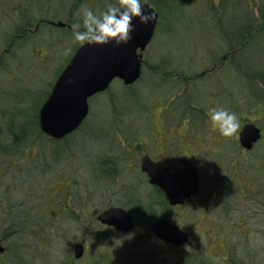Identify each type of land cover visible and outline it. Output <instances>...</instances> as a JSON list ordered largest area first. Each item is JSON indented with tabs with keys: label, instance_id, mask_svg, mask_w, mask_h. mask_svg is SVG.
<instances>
[{
	"label": "rangeland",
	"instance_id": "rangeland-1",
	"mask_svg": "<svg viewBox=\"0 0 264 264\" xmlns=\"http://www.w3.org/2000/svg\"><path fill=\"white\" fill-rule=\"evenodd\" d=\"M158 1L160 5L165 4L166 8H163V11L159 10L156 34L143 54L146 61L143 70L146 71L133 92H123V83L114 82L109 93L98 94L89 101L91 113L83 127L75 131L73 133L75 135L72 134L71 139L59 143L44 139L34 149L35 153L28 152L27 156H30L32 160L28 158L27 164L23 167L17 165L16 168L14 165L10 170L0 174V176L5 175V179L0 181V195L3 196L6 193L9 195L10 193L12 205L25 202L32 207L33 217L24 220V226L30 233L20 237L8 236L5 241L6 245L18 244L22 249L25 247L21 252L24 259L18 255L15 258L16 261H21L23 264H69L67 263L69 253L66 249L67 246L63 247V242L60 243L58 238L52 242H46V236L53 229V221L57 214V212L55 216L52 214L54 210L52 205L58 206L60 195L65 194L67 190L72 192L81 190L82 201L86 200V193L89 190L92 191V196L88 197L92 201V207L83 206L84 215L88 216L89 220L75 224L77 230H88V236L90 235L92 247L82 262L84 264H106L109 260L114 261L115 264L124 261H129L132 264H157L158 253L162 254L159 264H178V261L181 262L183 257L189 253L195 252L206 256L207 246L211 242L220 244L216 240L221 238L223 233H218V236L213 238L211 236H195L193 242L185 249L169 252L166 248L153 246L152 240L144 236L138 237V234L119 235L108 232L104 234L99 231L102 226L93 220V215H95L93 212L101 209L105 203L104 199L100 197L104 194L105 198L112 185L109 182L105 186L102 185L100 189L103 192L94 188L97 181L93 182L95 178L93 181L91 180L89 169L91 157L94 154L91 152L89 155L88 151L98 149L99 142L109 144L110 127L107 128V121L119 116L129 117V114L124 115V112L132 111L134 108L139 110L143 106L141 104L147 102L151 108L148 116L145 117L148 128L151 123L160 120L156 116L157 108L160 109V112L166 113L175 107L180 110L186 109V102H192L194 110L186 109V114L193 118L206 116L205 122L209 121L208 109L214 106L226 107L230 111H234L239 118L237 132L231 137L223 136L226 141L222 147L223 151L218 150L215 144L204 149L205 154L208 155L211 151H215L211 158L206 156L207 159L204 161V178L202 180V182L204 181V191L209 190L210 187L218 191L223 186L228 192L220 194V197H230V201L226 203L210 201L207 205V212L199 214L198 211L195 215L199 220L201 215L208 219L220 218V221H216L217 228H230L231 218L235 223L233 226L235 229L237 226L243 228L246 224L249 228L245 235L225 237V247L229 246L232 257L238 255L234 264L251 263L249 257H253L255 264H264V231L260 232L258 228L264 222L260 217L250 218L252 221L244 219L243 224L239 221L241 214L237 213L238 206L234 201L240 186L235 183V174L230 168V166H235L237 172H243L238 177L242 183H248L246 177H249L255 186L261 189L264 187V95H261L264 85L255 77L256 70L264 69V30L254 36L244 49L240 46L234 47L230 43H235L236 39L239 40L240 37L242 39L243 36H247L248 30L252 26L249 20L241 17L242 12L246 10L244 4L234 8L230 7L229 12H219L217 15L215 14L216 10H213L212 3L219 0ZM161 1L165 3H161ZM36 2L41 4L36 5ZM112 2L113 0H0L1 123L11 125L20 120L19 118H10L11 113L17 111V107L13 108L9 103L11 99L17 102L21 96L24 102L29 105L30 116L35 115L37 108L40 105L42 107L43 101L49 95L55 80L75 48L80 46L73 37L67 38L68 34L61 30L62 28L49 23H39L40 30L34 32L28 41L18 46H12L13 42L7 45L13 33V27L25 22L23 13L28 12L34 19L46 18L53 21H71L72 23V20L76 22L82 18L83 8L90 7L99 14ZM251 2L252 0H249L250 9L257 10L259 7L264 9L262 0H256L255 5L252 6ZM255 15L257 14L255 13ZM250 32L257 33L258 30L254 29ZM227 37L228 39L233 38V42L228 41ZM232 48L233 50H231ZM249 64L257 65L252 72L243 68ZM154 89L153 97L161 89L163 93L167 90L170 97L176 94L183 97H174L164 101L162 99L148 100V96ZM2 108L5 109L4 116L1 115ZM137 115V113L133 114V116ZM183 118L180 117L179 122H184ZM245 122H253L262 130V139L250 152H244L235 141V137ZM133 126L138 128L137 125ZM180 132V129H177L171 132L168 138L174 140L175 136L180 135ZM14 133L17 136L16 130ZM211 138L212 135H209L208 140L210 141ZM134 149L139 150L136 147ZM54 157H62V159L57 161ZM212 163H214L216 174L220 173V178L215 185L208 182V172ZM47 165L53 166L51 171L43 172V168ZM75 167H81L82 179L78 180L81 187L74 184L70 188H65L67 184L64 182V177L60 178V176ZM130 177L136 178L132 173H130ZM76 178L79 179V177ZM6 179H10L8 181L11 182L5 183ZM142 190L144 192L145 189L141 188ZM228 203L229 209L225 212ZM48 207L51 211L48 213L51 216L44 213ZM193 207L196 208V204ZM147 208L148 206L142 207L141 204L130 208L132 210L128 208L136 221L137 231L149 229L151 220L147 219L150 216L141 217ZM21 210L24 213L27 211L26 204ZM15 211L19 212V209ZM168 217L174 222L183 223L195 235L200 234V229L210 228L205 221L200 222L196 217L188 219L189 222H187L188 220H185L176 211L171 212ZM245 217L247 216L245 215ZM3 235L6 236L5 233ZM35 235H41L42 238ZM102 241L105 244L101 243ZM7 256L10 255L0 258V264H15V260H10ZM222 261L216 258L210 259V263L214 262V264H223ZM226 264H228L227 261Z\"/></svg>",
	"mask_w": 264,
	"mask_h": 264
},
{
	"label": "flooded vegetation",
	"instance_id": "flooded-vegetation-1",
	"mask_svg": "<svg viewBox=\"0 0 264 264\" xmlns=\"http://www.w3.org/2000/svg\"><path fill=\"white\" fill-rule=\"evenodd\" d=\"M144 65H146V61L143 55L141 76L133 85H125L123 80L117 78L112 81L106 91H103L100 94L109 93L116 81L123 83V92H133L136 84H138L144 76L143 73L146 71L143 70L145 68ZM161 90L155 97H153V93L155 91L154 89L150 96H148V100L156 101L158 99H162V101H164L174 97H183L179 94L170 97L167 90H165L164 93L161 92ZM98 94L94 96H97ZM191 104L192 102H186V109L194 110ZM141 105L143 106L139 110H135L134 108L132 111L130 110L129 112H124V115L129 114V117L125 118L119 116L115 117L111 121L108 120L107 128L110 127L108 135L109 144H101L99 142L98 149H91L92 151H88L89 155L91 152L94 154V156L91 157L93 160L91 159L89 167L91 171V180L93 181L95 178L93 182L95 183L97 181V185L94 188H96L97 191L103 192L100 189L102 185L105 186L108 182L112 185L108 189L111 190L107 196L104 198V194H102L100 197L103 198L105 202L103 207L101 206V209L93 212L95 213V215H93V220L102 226V229L99 231L104 234L106 232L119 235H127L131 233L136 235L138 234V237L144 236L152 240L154 243L153 246L155 245L158 248H166L169 252H172V250L185 249L193 242V238L195 236H211L213 238L217 237L218 233H223L221 238L216 240L219 241L220 244L217 242H211L207 246V251L210 256L208 253L206 256L195 252L189 253L183 257L181 262L178 261V264H214V262L210 263V259L213 258L221 261L223 260V264H226V261L228 264H234L238 255L236 254L234 257L231 256L229 246H226V248L224 244L226 241L225 237L238 234L243 236L249 227L245 224L243 228H240L239 226H237L236 229L233 228L235 223L230 216V228H217L218 224L216 221H220V218H214V220L205 218L204 215H201L199 220L197 215H195L198 211L200 212L199 214L207 212V205L210 201H214L216 203H226L230 201V197H220V194H226L228 192L223 186H221L218 191L213 189V187L204 191V181L202 182L204 178L203 170L205 168L204 161L207 159L206 156L211 158L213 154H215V151H211L209 155L205 154L204 149L215 144L218 150L223 151L224 148L222 147L224 143H226L225 138H223V135L220 134L218 129H214L212 127L210 120L205 122L207 120L206 116L193 118L192 116L186 114L185 108L180 110L178 107H175V109L166 113L160 112V109L157 108L156 116L159 117L160 120L151 123L147 128V119H145V117L148 116L151 108L148 106L147 102ZM123 108L125 107L123 106ZM135 113L138 115L133 116ZM180 117H184V122H179ZM87 119L88 117L76 131L83 127ZM246 123L248 122H245L244 124ZM133 125H137L138 128H135ZM177 129H180L181 131L180 135H177L179 138H176L177 136H175L174 140H170L168 135ZM239 133L235 137L236 144L240 146L244 152L252 151L255 147L247 150L241 146ZM209 135H212L210 141L208 140ZM134 147L139 150H135ZM190 165L197 168L198 188L196 192L188 195L182 203L171 204V197L162 185L168 187L171 190L172 195H179L183 192L188 193L190 190ZM230 168L235 174V183H238L240 186L237 190L238 194H236L234 201L238 206L237 213L241 214L239 221L243 224L244 219L248 220L252 217H260L264 222V187L262 189L258 188L249 177H246L249 181L248 183H242L238 177L240 176L239 174L243 172H237L235 166H230ZM130 173L135 174L136 178H131ZM81 174V167H75L70 172L61 175L60 178L64 177V182L67 184L65 188H70L74 184H78L81 187V183L78 181L82 179ZM76 177H79V179ZM208 177V182H211L213 185L217 184V181L220 178V173L218 172L216 174L214 170V163H212L209 168ZM99 179H101V183L100 181L98 182ZM141 188L145 189L144 192L143 190L141 191ZM80 195L81 190H76L74 192L67 190L65 191V194L60 195L57 202L58 206H55L54 204L52 205L54 209L52 214L55 216L57 212L56 219L53 221V229H51L48 236H46V242H52L55 238H58L60 243L63 242V247L67 246L66 249L69 253L67 263L69 264H84L82 262L86 259L87 252L90 247H92L89 238L90 235L88 236V230H77L75 226L77 223L81 224V222L89 220V217L84 215L83 206L86 205L88 208L92 207V201L91 199H88V197L92 196V191L89 190L86 193V200L82 201V196ZM137 204H141L142 207L148 206L147 210L141 215V217L149 215L150 217L147 220H151V223L149 229L144 231H137L136 221L130 212V210H132L130 208H134ZM194 204H196V208L193 207ZM228 205L229 203L226 204L227 207H225V212L229 209ZM113 209H122L125 212L122 217H128L129 222L131 221V223H133V228L125 230L120 229L115 225H111L109 223L110 215L115 212H121V210H115L108 215L109 211ZM48 211H50L49 207L44 213L49 215L50 213H48ZM173 211L178 212L185 218V220L196 217L200 222L205 221L210 228L200 229V234L195 235L193 231L183 223L170 220L168 215H170ZM24 215L28 219L33 217L32 207L29 203H27V211ZM245 215L248 218L245 217ZM250 220L252 221V219ZM163 221L169 222L171 225L179 226L184 233L188 234L187 241L183 243H180V241L170 242L159 237L155 233L153 226L155 223ZM187 222H189V220ZM263 225L264 224L258 227L260 232L264 231V229L262 230ZM36 232L38 231L36 230ZM25 233H30V231L26 230ZM35 236L42 238L41 235ZM0 241L5 246V252L0 254V258H2L7 255L5 254L7 252V246L1 239ZM101 243L105 244L103 241ZM78 244L84 245V253L80 258L75 257V248ZM111 251L113 250L111 249ZM107 254L109 253L107 252ZM161 256L162 254L158 253L159 261L157 264L161 262ZM249 259L251 263L247 262L246 264H255L253 257H249ZM15 262L18 263V261ZM107 263L115 264L112 260L107 261ZM119 264L132 263L124 261Z\"/></svg>",
	"mask_w": 264,
	"mask_h": 264
},
{
	"label": "water",
	"instance_id": "water-1",
	"mask_svg": "<svg viewBox=\"0 0 264 264\" xmlns=\"http://www.w3.org/2000/svg\"><path fill=\"white\" fill-rule=\"evenodd\" d=\"M159 21L156 19L147 24H141L139 18L133 23L136 25L132 39L126 45H88L77 48L68 64L58 76L50 95L39 111L40 127L44 134L53 139H62L74 132L89 113L88 99L96 93L105 91L115 78L132 85L141 76L143 52L154 37ZM52 26L64 28L63 21H49ZM262 131L254 123L243 125L239 137L241 146L247 150L252 149L261 139ZM197 168L190 165L189 180L190 190L179 195L171 194V190L162 185L171 197V204H179L184 199L196 192L198 188ZM109 223L120 229H132L133 223L128 217H122V209H113ZM113 216V217H112ZM112 217V218H111ZM129 223V224H128ZM155 233L164 240L174 242L187 241L188 234L179 226L169 222L155 223ZM5 252V247L0 241V254ZM84 253V245L78 244L75 248V257L80 258Z\"/></svg>",
	"mask_w": 264,
	"mask_h": 264
},
{
	"label": "trees",
	"instance_id": "trees-1",
	"mask_svg": "<svg viewBox=\"0 0 264 264\" xmlns=\"http://www.w3.org/2000/svg\"><path fill=\"white\" fill-rule=\"evenodd\" d=\"M175 1L176 0H173V2ZM115 2L116 0H113L112 3H115ZM149 2L153 4L158 11L159 10L161 11L163 8L164 9L166 8V6H164L165 4L160 5L158 0H149ZM161 3H165V2L161 1ZM255 3H256V0H252L250 4L252 6V5H255ZM38 4H41V3L36 2V5ZM212 4H213L212 5L213 10H216L215 14L217 15L219 12H224V13L225 11L229 12L230 7L231 8L238 7L241 4H244L246 6L247 11L244 10L241 14V17L251 22L252 26L248 30L249 34H247V36L245 37L243 36L242 39L241 37L239 40L236 39L235 43L233 42L234 40L233 38L228 39L227 37L228 41H231L234 43V44L230 43V45H234V47L240 46L244 49L246 44H248L249 42L253 40L254 36L259 35L260 32L264 30V9L262 7H259L261 5L258 6L259 9L253 10L249 8V0H219L218 2L212 3ZM262 4L264 6V0H262ZM255 13L257 15H255ZM23 16L25 17V22H23L22 25H17L13 27V30H12L13 33L10 36V39H9L10 41L7 43V45L13 42L12 46H18L21 43L28 41V39L31 37V35L34 34V32H37L40 30V28H38L39 27L38 24L46 22L45 20H48L46 18L34 19L33 17L29 15L28 12L23 13ZM81 20L82 18L78 19L77 21H81ZM61 21L65 22L64 20H61ZM65 23L67 24V27L61 30L65 31L68 34L66 35L67 38L73 37L72 28H71L72 23H74L73 20H72V23L71 21L65 22ZM253 24H256V26H253ZM254 29H257L258 32L257 33L250 32V31H253ZM77 48H75V50ZM231 50H233V48ZM9 52H11L10 49H9ZM234 58L237 59L236 56H234ZM253 66L249 64V66L247 65L246 67H243V68L252 72L256 68L257 65L254 67ZM255 75H256L255 77L260 81V83H263L264 85V69H261V70L259 69L258 71L256 70ZM261 95H264V91H262ZM259 100H261V98H259ZM15 102L16 100L11 99L9 103V105H11L13 108H15V106L17 107V111H15L13 114L11 113L10 118L11 119L19 118L20 120L17 121L16 123L15 122L12 123L11 125H5L4 123L0 122V174H3L5 173V171L10 170V168L14 167V165L16 168L17 165L23 167L25 164H27L26 160L28 158L32 160L30 156H27L29 155L28 152L29 151L34 152V149L37 148L39 143L43 141L44 139L50 140L53 143H59V142L67 141L69 138L71 139V137H73L72 134L62 140H54V139L46 137L47 135H45L41 130L40 121H39V111L41 109V105L37 108V113L33 116H30L29 105L27 102H24V100L22 99V96H21V99L17 100L16 103ZM4 114H5V109L2 108L1 115L4 116ZM15 130H16L17 136L14 133ZM62 157L61 158L54 157V158H56V160L59 161L60 159H62ZM48 166L50 168H47ZM47 167L43 168V172L51 171L53 166L47 165ZM2 179H5V175L0 176V181ZM8 180L10 179H6L5 183L11 182ZM7 194L8 193H6V195L4 194L3 196H1L2 194L0 195V239L3 242L6 241V238L8 236L20 237L26 234L25 231L28 230L24 226V220L27 217H25L24 211L21 210L25 204L27 208V203L23 202L20 204L12 205L11 198L9 197L10 193L9 195ZM16 209H19V212H16V211L14 212V210ZM3 233H5L6 236H4ZM6 246H7V252L5 254L10 255V256H7V258H10V260H15V258H17V256L19 255L20 258L24 259L21 252L25 249V247L22 249L21 245H18V244L13 245V246L11 244H7ZM15 264H23V263H21V261H18V263L15 262Z\"/></svg>",
	"mask_w": 264,
	"mask_h": 264
},
{
	"label": "clouds",
	"instance_id": "clouds-1",
	"mask_svg": "<svg viewBox=\"0 0 264 264\" xmlns=\"http://www.w3.org/2000/svg\"><path fill=\"white\" fill-rule=\"evenodd\" d=\"M155 6L149 0H116L99 14L90 7L82 9V21L72 23L73 39L81 46L88 45H126L132 39L139 18L147 25L156 19ZM209 119L214 129L225 137L233 136L239 128V118L234 111L223 106L208 109Z\"/></svg>",
	"mask_w": 264,
	"mask_h": 264
}]
</instances>
